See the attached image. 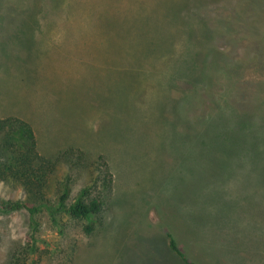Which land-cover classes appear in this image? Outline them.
Listing matches in <instances>:
<instances>
[{
  "label": "rangeland",
  "instance_id": "1",
  "mask_svg": "<svg viewBox=\"0 0 264 264\" xmlns=\"http://www.w3.org/2000/svg\"><path fill=\"white\" fill-rule=\"evenodd\" d=\"M6 116L81 151L92 174L61 159L53 184L102 198L89 237L39 220L35 264H183L168 234L193 264H264V0H0ZM29 234L0 215V264Z\"/></svg>",
  "mask_w": 264,
  "mask_h": 264
},
{
  "label": "trees",
  "instance_id": "2",
  "mask_svg": "<svg viewBox=\"0 0 264 264\" xmlns=\"http://www.w3.org/2000/svg\"><path fill=\"white\" fill-rule=\"evenodd\" d=\"M58 153L61 154L45 157L38 152L36 136L26 120L17 116L0 118V182L8 183L21 193L18 200H0V215L19 211L27 214L30 224L28 252L32 257L28 264L36 263V251L41 246L37 243L51 247V244L36 237L39 220L46 218L47 223L59 236L68 232L69 223L76 225L80 235L85 237L96 232L99 224L97 216L102 209V198L99 193H94L95 185L90 177L85 187L75 195H72L69 176L66 175L53 184L61 159L68 163L70 172L79 167L89 170L91 175L92 170L89 169L87 158L81 151L71 148L60 150ZM166 239L171 253L183 264H193L187 262L172 234H168ZM18 262L20 258L12 252L5 264Z\"/></svg>",
  "mask_w": 264,
  "mask_h": 264
}]
</instances>
